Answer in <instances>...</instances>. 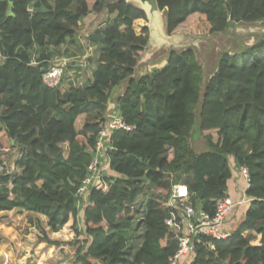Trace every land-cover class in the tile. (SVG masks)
Masks as SVG:
<instances>
[{
	"label": "trees",
	"instance_id": "trees-1",
	"mask_svg": "<svg viewBox=\"0 0 264 264\" xmlns=\"http://www.w3.org/2000/svg\"><path fill=\"white\" fill-rule=\"evenodd\" d=\"M158 4L169 35L217 34L235 22L264 21V0ZM104 9L106 21L88 35V46L99 51L90 83L83 87L66 75L71 63L86 65L77 58L56 87L47 85L53 51L77 42L78 27ZM140 19L146 11L127 0H0V148L21 150L15 170L0 173V213L44 215L53 232L73 220L71 244L78 247L71 264H168L181 235L168 224L173 208L164 206L173 185L187 184L190 201L214 214L222 198H241L230 195L229 181L246 166L251 183L239 191L251 200L231 211L232 235L215 240L214 249L202 236L190 264H264V34L237 52H222L203 86L204 68L192 47L172 50L164 66L135 76L150 36L147 25L135 28ZM125 80L115 110L135 129L112 135L109 186L91 188L88 205L80 207L78 191L112 92ZM195 131L205 152L191 144ZM144 175L149 183L137 179ZM156 187L166 194L155 198Z\"/></svg>",
	"mask_w": 264,
	"mask_h": 264
},
{
	"label": "rangeland",
	"instance_id": "rangeland-1",
	"mask_svg": "<svg viewBox=\"0 0 264 264\" xmlns=\"http://www.w3.org/2000/svg\"><path fill=\"white\" fill-rule=\"evenodd\" d=\"M161 14L163 18H165L164 12ZM162 16H160L159 19V17L156 18L155 14L152 13L151 15L148 14L147 19H140L134 23V26L138 31L141 30L143 25H147L150 28V35H153V37L150 36L148 45L138 62L135 73L136 77L148 74L151 71L164 66L172 50L180 51L192 47L196 50L197 57L204 68V86L207 80L215 73L222 52H237L241 47L249 46L257 42L264 34V21H259L256 23L235 22L232 23L225 32L217 34H187L186 36L182 34H173L168 36L162 24ZM106 19L107 10L104 9L91 24L87 25L83 22L78 27L76 33L77 42L69 41L62 45L60 49L53 51L52 63L54 64L59 62L61 59L60 56L63 53H66V56L72 60L71 62L76 61L77 58L78 60H84V62H86V65L81 67V69H78V66L81 65H74L71 63L73 67L69 68L66 73L71 82H75L83 87L90 83L92 72L94 71L99 58V51L95 46H90L91 49H89L88 35L95 28L102 26ZM38 52L39 50H37V53ZM88 58H91L92 60L89 61ZM126 84L127 81L125 80L113 90L108 114H110L111 111L114 112L117 108V103H115L117 101L116 99L124 92ZM111 103L113 104L111 105ZM191 144L197 153L205 152L208 149L205 139L198 131L194 132ZM3 150L4 149L0 148V157L2 160L5 159V161L0 164V173L5 169L9 171L15 170L16 160L20 156L21 150L18 148L10 149L8 151ZM114 175L116 176L117 173H114ZM154 190V192H156L155 198L158 197L157 195L166 194V189L161 187H156ZM150 197H152V195H150ZM171 201L172 200L169 197L164 203V206L171 204ZM17 215H19V213ZM23 218H27L28 220V224L25 225V228L16 230V225L14 226L15 230H13L12 234L10 228L6 229L5 234L7 233L8 235H6L7 237L5 236L3 240L5 241L4 247L7 248V255L4 254L5 259L2 260L0 264H62V262L68 258L72 261L78 247L71 244L72 241H75L76 236L73 227V220L63 226L58 234L54 235L53 233H50L49 235L48 232L50 229L48 230V220L46 217H35L34 215L30 216L26 214L22 216V219ZM79 219L81 220L80 224H82V218L80 217ZM8 220L11 225L17 224L11 219ZM229 222L230 221L228 220L227 225ZM44 235L51 240L56 241L58 244L54 243L52 245H47L42 252L39 253H37L35 247H31L29 257H25V260L17 259L24 258L21 256V247L25 248L24 244H34L37 240H41L40 238ZM84 238L85 237L81 235L79 240L82 241ZM138 242L139 239L137 238V245L140 244ZM0 246L3 249V241L0 242ZM1 254H3V251ZM96 264L103 263L101 260H98V263L96 261Z\"/></svg>",
	"mask_w": 264,
	"mask_h": 264
},
{
	"label": "built area",
	"instance_id": "built-area-1",
	"mask_svg": "<svg viewBox=\"0 0 264 264\" xmlns=\"http://www.w3.org/2000/svg\"><path fill=\"white\" fill-rule=\"evenodd\" d=\"M2 58L3 56L0 53V61ZM34 63H36L35 60ZM69 63V58H62L49 71L45 72L44 81L47 85L56 87L61 82ZM108 116V121L99 132L96 151L88 167V174L78 191L80 207L88 205L91 188L106 191L109 186L106 175L110 171V154L108 150H111L112 146L107 147L106 144L110 142L112 135L117 131H132L135 129L134 125H130L124 120L118 110L111 111ZM4 150L8 151V149ZM239 174L244 180L246 188H249L251 174L248 167L241 166ZM190 197L191 192L187 184L177 183L173 185L170 196L172 201L171 204L167 205L173 208V213L168 220V224L171 227L180 229L181 235L178 250L170 256L168 264H190L195 258L197 242L200 241L202 236L209 238L207 246L210 249L215 248V240L229 238L232 235V230L227 227V222L231 211L237 205L251 200L247 198L246 192L238 201H234L231 196L224 197L218 202L215 213L210 214L200 207L197 208L190 201Z\"/></svg>",
	"mask_w": 264,
	"mask_h": 264
},
{
	"label": "crops",
	"instance_id": "crops-1",
	"mask_svg": "<svg viewBox=\"0 0 264 264\" xmlns=\"http://www.w3.org/2000/svg\"><path fill=\"white\" fill-rule=\"evenodd\" d=\"M89 49H91V47L89 46ZM98 62V61H97ZM96 68V67H95ZM116 103V102H115ZM110 104V103H109ZM113 103H111L112 105ZM244 184V180L240 177V175L238 173H234V176L233 178L229 181V193L230 195L238 198V197H242L244 195V192L242 191H239V189L242 188ZM244 187V186H243ZM6 213V214H5ZM16 213V215H15ZM19 213V215H17ZM34 215L35 217H46L44 215H41V214H38V213H35V212H30V211H27V210H19V209H13V210H7V211H3L0 213V216L4 217V220L3 221H0V232L2 234V238L0 240L3 241V249L1 248L0 246V257H1V260L0 262H2V260H4V254L7 255V248L4 247V243L5 241L3 240L4 237L6 235H8L7 233L5 234L6 232V229L10 228L11 229V234L13 233V230L14 229V226H16V230H21L22 228H25V225L28 224V220L27 218H23L22 219V216L23 215ZM9 217H8V216ZM47 218V217H46ZM8 219H11L14 221V223H17V224H10L9 220ZM8 222V223H7ZM49 230V228H48ZM60 231V230H59ZM59 231H56V232H53V231H49L48 234L50 235V233H53L54 235L55 234H58ZM7 237V236H6ZM41 239V238H40ZM0 241V242H2ZM25 245V248L21 247L22 251H21V256H23L24 258H17L18 260H25V257H29V252H30V249L31 247H35L36 250H37V253L39 252H42V250L47 246V245H52V244H49L47 243L45 240H37L36 242H34V244H24ZM3 251V254H1V252ZM26 253H25V252ZM28 252V253H27ZM76 253V251H75ZM25 254V255H24ZM15 255V254H14ZM3 257V258H2ZM6 257V256H5ZM12 257V256H11ZM12 259V258H11ZM44 261V260H43ZM93 263L96 264V261L98 263V259H92ZM59 264V263H58ZM62 264H71L70 263V258L64 260L62 262Z\"/></svg>",
	"mask_w": 264,
	"mask_h": 264
},
{
	"label": "water",
	"instance_id": "water-1",
	"mask_svg": "<svg viewBox=\"0 0 264 264\" xmlns=\"http://www.w3.org/2000/svg\"><path fill=\"white\" fill-rule=\"evenodd\" d=\"M127 1L132 3V4H134V5H136V6H138V7H140V8H142L143 10H145L146 14L148 16L149 12L143 7L144 5L142 4V0H127ZM151 1H152L151 13L155 14L156 18L159 17V19H160V16H162L161 13H163V11L159 7L158 0H151ZM162 24H163L164 30L166 32V19L163 18V16H162ZM149 30H150V28H149ZM166 34H167V32H166ZM167 35L169 36V34H167ZM182 35L186 36L187 34L182 33ZM150 36L153 37V35H150ZM150 36H149V40H150ZM180 51H182V50H180ZM137 179L138 180H143V181L149 183V179L147 178V175H144L143 177H140V178H137Z\"/></svg>",
	"mask_w": 264,
	"mask_h": 264
},
{
	"label": "bare ground",
	"instance_id": "bare-ground-1",
	"mask_svg": "<svg viewBox=\"0 0 264 264\" xmlns=\"http://www.w3.org/2000/svg\"><path fill=\"white\" fill-rule=\"evenodd\" d=\"M142 4L144 5L143 7L149 12L151 15V10H152V1L151 0H142Z\"/></svg>",
	"mask_w": 264,
	"mask_h": 264
}]
</instances>
